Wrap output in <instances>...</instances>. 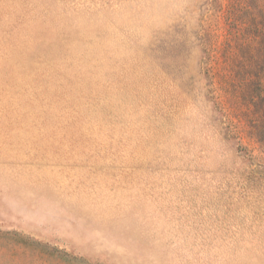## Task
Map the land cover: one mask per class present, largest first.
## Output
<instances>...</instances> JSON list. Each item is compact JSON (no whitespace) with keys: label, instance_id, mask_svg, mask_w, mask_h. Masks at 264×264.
Returning <instances> with one entry per match:
<instances>
[{"label":"rangeland","instance_id":"1","mask_svg":"<svg viewBox=\"0 0 264 264\" xmlns=\"http://www.w3.org/2000/svg\"><path fill=\"white\" fill-rule=\"evenodd\" d=\"M0 264H264V0H0Z\"/></svg>","mask_w":264,"mask_h":264}]
</instances>
